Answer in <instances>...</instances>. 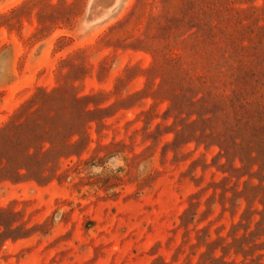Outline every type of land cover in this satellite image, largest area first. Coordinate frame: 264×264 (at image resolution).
Masks as SVG:
<instances>
[{
  "label": "rangeland",
  "instance_id": "1",
  "mask_svg": "<svg viewBox=\"0 0 264 264\" xmlns=\"http://www.w3.org/2000/svg\"><path fill=\"white\" fill-rule=\"evenodd\" d=\"M194 2L0 0V128L39 90L94 96L98 108H109L92 117L97 121L87 130V147L79 158L62 160L45 174L46 180L0 182L5 231L0 264H195L205 243L227 238L216 244L221 247L232 242L228 234L239 238L245 233L232 225L246 210L250 215L242 222L255 229L264 213V192L251 188L258 179L248 182L247 204L235 193L243 185L226 159L218 158L217 145L196 148L193 135L171 145L172 125L181 130L186 116L174 103L162 102L161 92L153 94L160 83L162 89L170 87L162 70L166 61L201 76L209 86L204 80L207 55L193 45L190 32L185 40L168 43L160 34L163 25L187 30L198 12ZM213 2L226 19V33L243 34L245 55L264 53V42L254 35L264 24V0ZM209 91L231 95L230 89ZM147 111L152 121L144 131L141 113ZM216 114L231 117L228 127L262 140L264 130L253 127L264 126V88L246 87L235 105L205 111L202 118ZM205 132L217 138L208 125ZM119 144L124 147L111 146ZM131 153L141 156L131 160ZM193 161L195 167L189 169ZM242 174L243 181L249 180L247 171ZM105 175L117 178L108 189L101 188L99 179ZM223 177L230 181L221 182ZM193 195L196 215L184 229L180 216ZM227 259L242 264L243 257L230 250Z\"/></svg>",
  "mask_w": 264,
  "mask_h": 264
},
{
  "label": "trees",
  "instance_id": "2",
  "mask_svg": "<svg viewBox=\"0 0 264 264\" xmlns=\"http://www.w3.org/2000/svg\"><path fill=\"white\" fill-rule=\"evenodd\" d=\"M194 5L198 12L194 15L195 17L193 16V24L187 30L179 25L175 28L163 25L160 27V34L168 43L185 40L183 37L190 32L189 36H192L193 45L199 46L207 55L208 74L204 80H207L209 86L202 81L201 76L192 75L189 70H181L179 66L170 65L166 61L162 70L168 73L171 80L170 87L162 89V83H160L153 94L161 92L164 97L162 102L174 103L177 111L186 116L187 123L181 130H177L175 124L172 125L171 145L184 141L187 135H193L196 148L202 144L205 149L217 145L218 158L226 159L233 177L243 185L244 190L235 193L249 204L250 197L245 195V190L251 179L256 178L259 181L258 185L251 187L252 190L264 192V186L261 184L264 180V138L255 140L253 137H246L239 128L228 127L226 123L231 119L229 116L222 118L216 114L214 119H204L202 116L205 111L216 113L227 105H235L240 91L246 87L264 88V53L253 54L251 57L245 55L244 50L247 48L242 45L243 34L241 32L226 33V19L213 0H195ZM260 10L264 12V7ZM242 29L247 30L248 27L242 26ZM254 31V35L263 43L264 24L255 28ZM210 89H230L231 95L215 96L209 91ZM144 92L145 90L140 94ZM200 93H204L201 98H199ZM153 94L147 97H152ZM94 99V96L70 95L57 88L50 93L39 90L36 95L24 103L16 111L13 119L0 128V182L21 179L37 182L46 180L45 174L51 172L59 162L70 160L73 156L79 158L84 147H87V130L92 123L97 121L92 117L109 109L98 108L92 102ZM90 104L94 109H90ZM166 112L169 113L170 108H167ZM141 114L146 118L143 121V130L147 131L152 121L151 114L149 111ZM206 125L217 134V138L206 134ZM160 126L161 124H156L155 127L159 129ZM261 128L258 125L254 126L253 130H264V126ZM196 131L201 133L200 137L196 136ZM220 137H223L225 141H222ZM201 138L204 142H199ZM237 139L240 141L237 142ZM214 140L215 144H213ZM189 143L190 140L185 141L184 145ZM111 146L124 147L123 144ZM111 146L103 148L109 150ZM227 147H231L232 152L227 150ZM140 156V154L131 153L130 159L135 160ZM237 161L240 166H237ZM194 167L195 162L193 161L189 169ZM244 171L248 173L249 180L247 181L242 180ZM99 179L101 188L104 189H108L110 180H117L113 175H105ZM229 181V177H223L221 180V182ZM194 197L195 195L190 197L188 207L180 216V226L184 229L187 228L188 219L192 221L196 215L192 209L194 203L191 202ZM2 214L3 211H0V219H2ZM245 214L241 216L236 225H232V229L245 228V233L239 238H235L232 233L228 234L227 237H230L232 242L225 246H216L217 243L226 242L225 237H218L215 241L205 243V250L199 253L195 264H236L235 260L227 259L230 250L236 257L238 255L243 257L242 264H264V213L261 219L255 222L254 230H250V222H247V226L243 224L245 217L250 215L247 210ZM2 227L4 228L0 224V238L5 232L1 231ZM244 244L247 249L244 248ZM217 249H220V255L217 254ZM248 257L251 259L249 263H245ZM151 264L167 263L153 261Z\"/></svg>",
  "mask_w": 264,
  "mask_h": 264
}]
</instances>
